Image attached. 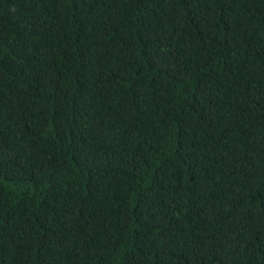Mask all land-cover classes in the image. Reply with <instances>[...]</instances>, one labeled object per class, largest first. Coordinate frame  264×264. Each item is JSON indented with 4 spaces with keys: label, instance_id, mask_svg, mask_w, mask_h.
<instances>
[{
    "label": "trees",
    "instance_id": "1",
    "mask_svg": "<svg viewBox=\"0 0 264 264\" xmlns=\"http://www.w3.org/2000/svg\"><path fill=\"white\" fill-rule=\"evenodd\" d=\"M0 264H264V0H0Z\"/></svg>",
    "mask_w": 264,
    "mask_h": 264
}]
</instances>
